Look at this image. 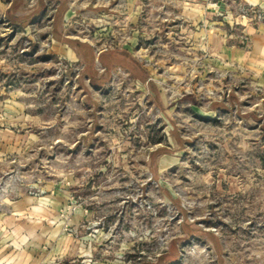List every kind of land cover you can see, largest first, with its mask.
Here are the masks:
<instances>
[{
    "label": "rangeland",
    "instance_id": "374dc122",
    "mask_svg": "<svg viewBox=\"0 0 264 264\" xmlns=\"http://www.w3.org/2000/svg\"><path fill=\"white\" fill-rule=\"evenodd\" d=\"M154 2L134 23L120 0H26L21 27L0 11V249L264 264V75Z\"/></svg>",
    "mask_w": 264,
    "mask_h": 264
},
{
    "label": "crops",
    "instance_id": "0c3cea01",
    "mask_svg": "<svg viewBox=\"0 0 264 264\" xmlns=\"http://www.w3.org/2000/svg\"><path fill=\"white\" fill-rule=\"evenodd\" d=\"M25 1L6 0L2 3L0 2V11L7 16L12 24L18 27L24 26L28 21L27 15L21 13L20 8ZM154 1L120 0L119 4L132 12L131 15L134 14V18H131V22L134 23V21H138L139 11L143 7H154ZM16 2L18 3L17 6ZM177 4L182 22L186 23V27L189 24L194 26L193 34L196 38H207V42L214 45V55L226 60L231 66L234 65V67L254 72L260 76L264 75V22L258 17H253L252 14H249V16L242 14V8L246 7H252L257 12L258 10L264 11V6H262L264 5V0H260L259 3H250L249 0H178ZM161 6L169 8L171 2L163 0ZM8 12H10L11 18ZM12 17L15 20H12ZM241 22L244 24L247 38L246 46L237 45V43L241 42L238 37L240 35L233 31L234 25ZM19 205H21V202ZM15 232L17 234L21 233L19 227L16 228ZM34 235H36L34 240L37 241L36 229H34ZM1 244L5 248L0 249V264H34L31 259L37 253L35 250H28L23 245V241L17 245L14 244V246H11V244L7 245L4 240ZM28 251L31 253L29 254L30 260H27Z\"/></svg>",
    "mask_w": 264,
    "mask_h": 264
},
{
    "label": "trees",
    "instance_id": "16d2710c",
    "mask_svg": "<svg viewBox=\"0 0 264 264\" xmlns=\"http://www.w3.org/2000/svg\"><path fill=\"white\" fill-rule=\"evenodd\" d=\"M17 4L18 3L16 2V6H17ZM36 14H37V12H33L32 14H30L29 16H27V20H29L31 17H34ZM8 15L11 18L10 12H8ZM12 20H15V18L12 17ZM116 53H119L120 56H123V57L125 56V57L129 58L130 62H132V63L134 62V60H132V57H130V54H129V52L127 50H125V49L117 50ZM133 65H135L133 67H137L138 66L137 62H134ZM131 67H132V65H131Z\"/></svg>",
    "mask_w": 264,
    "mask_h": 264
},
{
    "label": "built area",
    "instance_id": "2783aa9c",
    "mask_svg": "<svg viewBox=\"0 0 264 264\" xmlns=\"http://www.w3.org/2000/svg\"><path fill=\"white\" fill-rule=\"evenodd\" d=\"M242 14L246 15V16H249V14H252L253 17H258L259 19H261L264 22V11H262V10L261 11L258 10V12H257L252 7H246V8H242Z\"/></svg>",
    "mask_w": 264,
    "mask_h": 264
},
{
    "label": "clouds",
    "instance_id": "9594fccd",
    "mask_svg": "<svg viewBox=\"0 0 264 264\" xmlns=\"http://www.w3.org/2000/svg\"><path fill=\"white\" fill-rule=\"evenodd\" d=\"M249 2H250V3H259L260 0H249ZM262 6H264V5H262Z\"/></svg>",
    "mask_w": 264,
    "mask_h": 264
}]
</instances>
